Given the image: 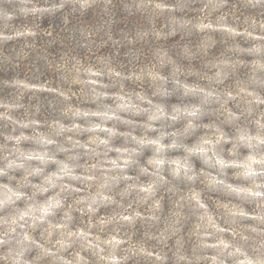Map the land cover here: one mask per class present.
<instances>
[{"label":"rangeland","instance_id":"rangeland-1","mask_svg":"<svg viewBox=\"0 0 264 264\" xmlns=\"http://www.w3.org/2000/svg\"><path fill=\"white\" fill-rule=\"evenodd\" d=\"M239 5H244V14L231 15L225 7L224 0H215L216 7L204 9L207 0H152L153 3L169 5L172 10L167 8L160 10L154 9L149 4V0H143L137 6V11L146 10L150 16L156 18L158 13L164 19L165 26L161 30L154 31L153 25L150 30L144 34H137L140 37H146L152 34L159 42L161 48L155 50V59L150 62L148 68L141 71L140 75L136 76L135 80L129 88L116 89L114 80L115 76L108 73L109 84L107 86H98L96 92L107 93V96L95 95L92 92L94 102L88 104L90 108L83 109L85 112L105 113L107 111L117 110L119 100L116 96L123 93L133 99V102L138 105V109H122L118 110L120 119H106L103 115H90L87 117L75 116L72 114L71 120L60 121L57 123L45 122V125L29 124L28 127H22L19 123H14L11 120L5 119L0 115V169H6V175H0V184H8L15 188L18 183H22L25 179L28 186L22 187L20 190L31 194L33 191L31 185L40 184L49 173L56 170L57 165L53 163H45L39 159H24V154H37L48 148L50 152H55L57 160H64L66 156H74V161L79 165H85L95 159L104 158L106 151L103 145H100L97 151L99 156L94 155L90 151H86L82 147L71 148L70 152L56 151L55 146H46L42 143L37 133L43 136H51L57 140L58 145L70 147L66 143L65 138L71 137L74 141H78L82 145L96 147L90 143L94 137H103L109 140V147L112 149H133L139 151L133 156L136 163L131 164L124 169L123 175L133 177L132 180L113 181L110 184V194L115 197V200L124 207L131 205V210L141 213V216L136 217L133 221L118 222L112 220L107 225H101L98 221L101 218H110L123 211V208L117 207L116 203L100 204L94 214L87 211H81L82 204L74 203V200L80 196L86 195L85 192L79 193H64V206L55 210V215L49 216L48 220L53 224L67 223L68 230L75 231L83 229L90 232L93 236H99L100 240H104L109 233L117 230L119 238L126 240L127 244L118 246L114 253L116 257L121 258L119 264H151L144 256L140 255L136 249L139 246L150 247L154 250H162L166 259L164 264H210L209 257L216 256L218 260H223L224 264H234V257H229L225 251L220 253L218 248L204 247L202 241L213 243L214 237H205L203 234L205 228L202 227L200 220L201 209L188 199H182L185 193L190 188H196L201 192V198L208 205L209 210L214 215L217 213L218 205H237L251 214L264 213V208L259 207L260 201L247 196L244 193L237 195L229 192L221 185L206 184L204 177H199L194 183H190L181 177H174L169 166L165 165L160 175L165 178L164 183H157L155 199L160 201V209L158 211L150 207L151 201L141 203L138 199V192L131 190L125 195H118L123 192L126 185L129 184H145L157 177L141 172V167L147 168L149 173L156 169L147 163L155 154V145L136 144L131 136L154 138L162 133H180L173 137L172 135L165 136L163 143L169 144L173 139L178 143L192 146L197 144L202 135L207 134L210 129L197 127L195 130H189L184 133L185 118L182 116L176 121L168 119H156L151 117L157 115L155 106L162 107L164 111L172 113L179 109H189L199 105L202 109V114L199 119L194 120L195 124L209 125L214 124L219 127L223 134L228 138L226 142H221L216 146V151L222 156L226 162L244 161L252 155H260L264 153V145H256L249 143L246 139L248 135L257 134L259 129L255 124L257 112L264 110V105H260L251 115L245 108L242 99H230L227 104L222 107L220 102L206 99L199 92L189 91L184 87H207L209 83L217 89V91H234L238 84L246 85L256 93L264 96V70L257 69L253 62H264V48L260 50H252L253 46L264 41H257L250 36L243 34L245 29L253 22L264 21V0H231ZM99 0H83L79 1L82 8H86L89 4H98ZM52 5L50 1L45 0H0V45H6L9 40L19 39L27 41L29 44L34 43L37 25L35 19L37 14L44 11H36L35 9L47 10ZM109 8L110 4L105 2ZM81 8V9H82ZM131 11L133 9L128 7ZM204 9V12H201ZM210 13V14H209ZM202 15H208V20L213 25L218 24L219 18L224 17V23L234 26L239 35H231L221 28L213 27L206 29H198L195 25L199 22ZM34 20V23H29V19ZM29 21V22H28ZM33 22V21H32ZM207 22V21H206ZM176 30L181 33L176 34ZM167 32V33H166ZM257 34H260V29L257 27ZM105 39V37H104ZM162 41V45L161 44ZM168 41H170L168 43ZM167 44V45H166ZM4 53L11 51L6 47H0ZM31 49V47H30ZM32 49H34L32 47ZM16 55L4 57L5 63L10 65L7 73L8 83L4 91L8 93L0 94V114H7L16 121H32L35 120L34 113L31 114L22 108H16L8 104L13 96H19V91H24L28 95L34 93V87L21 88L18 82H23L28 85H34V52L30 55L27 53L20 54L16 51ZM224 60L231 61L230 66H225ZM17 62V63H16ZM107 68H110L106 61ZM15 68L13 70L12 68ZM217 71L221 72V83H216L214 78ZM131 79V78H130ZM21 93V92H19ZM31 93V94H30ZM21 95V94H20ZM139 97L145 98L144 100ZM225 97H221L223 101ZM146 101H151L147 103ZM33 104V102H32ZM34 105L31 106L33 108ZM225 107L234 113L238 118L233 119L226 115ZM85 118V120H81ZM74 122H81L82 127L73 131L61 130L60 125L65 128L70 127ZM94 124H103L106 128L114 130L113 133L103 131H89L88 129ZM148 124H153L157 131H153L147 127ZM131 134V135H129ZM23 135L27 137L17 141V137ZM120 155L119 152L112 150L107 151V158L116 159ZM168 159L184 157L187 154L183 149H172L163 153ZM189 162L197 171L203 170L206 173H212L219 176L223 172L225 181L232 185L248 186L253 181L260 183L264 182V176L257 175L255 177L239 175L242 169L234 166L224 167L222 170L218 167L210 166L209 162L202 154H194L188 156ZM23 165L18 166V165ZM255 167H259L258 165ZM43 169L39 174L34 173V169ZM80 171V169H77ZM77 187L83 188L82 184L76 183ZM45 193L43 196L37 194L36 200L42 201L47 199L52 192ZM89 191H95L93 187ZM2 198V197H0ZM32 203V201H28ZM26 207L24 200H18L15 204H7L0 206V231H4L7 227L5 221L15 215L17 209ZM96 207V205H94ZM65 212L70 216V220L65 219ZM152 216L158 217L151 219ZM225 220L228 223H225ZM222 227H233L238 231H242L249 239L242 242L244 247L250 254L259 256L261 253L254 251L260 243L264 241V223L258 220L247 219L244 217H225L220 215L217 220ZM91 225V227H89ZM46 225L38 224L32 235L39 239L40 233ZM256 228L257 232H252L250 228ZM209 231H211L209 229ZM163 233L165 239L160 240L158 237ZM224 238L231 240L232 237L228 233L223 234ZM58 233L53 232L52 240L57 239ZM239 241V237H237ZM82 241L78 238H73L72 246L67 248L63 253L66 258H70L76 250H80V254L84 256L88 264H107L106 261L100 260L95 249L81 250ZM104 252L99 255H109L110 249L108 246L101 244ZM12 248L14 251L16 245L14 242L10 244L0 245V253ZM128 249V250H124ZM184 257L185 259H181ZM23 259L32 261L33 264H52V257L42 255L38 249L31 248L24 252Z\"/></svg>","mask_w":264,"mask_h":264},{"label":"clouds","instance_id":"clouds-1","mask_svg":"<svg viewBox=\"0 0 264 264\" xmlns=\"http://www.w3.org/2000/svg\"><path fill=\"white\" fill-rule=\"evenodd\" d=\"M146 6H151L154 9L160 10L165 8H167L169 11L172 10L171 6L153 3L152 0H149V4ZM210 6L212 8L216 7L215 0H207V3L204 5V9H209ZM57 7H62V5H58ZM204 9H201L202 13L204 12ZM35 10L46 11L47 9L38 8ZM219 21L220 22L218 24L213 25L212 22L208 20V15H202L199 18V22L195 26L201 30L217 27L223 29L225 32L231 35L241 34L234 26L224 23V17H220ZM257 27L260 29V34H257L256 32ZM249 28L251 31L245 29L243 34H246L257 41H264V21H253L249 25ZM261 48H264V43H258L253 46V49H249L248 51H258ZM222 63L225 66H230L232 62L229 60H224ZM253 64L257 69L264 70V62L254 61ZM65 71H67L69 74L72 71L85 72L87 74V80L85 83L93 86L90 90L95 95L100 96H107L108 94L96 92L95 86L100 85V81L94 78L104 75L106 71L111 72V74L115 77L120 76V73L118 72H112L111 70L103 69L98 70L91 67L81 68L73 66V68L66 69ZM220 76L221 72L217 71L215 77L210 78V80L215 79L217 84L221 83L222 81L220 80ZM67 78L68 77H65V79ZM18 83L21 88L37 87L36 85H28L23 82ZM184 87L188 88L189 91L201 93L206 99L220 102L222 107H224L230 99H242L246 106L245 110L249 115H251L260 105H264V96H261L248 86L242 84H238L234 91H217V89L213 87L211 83H209L207 87H189L187 85H184ZM47 90L56 91L64 102V111L66 113L70 112L75 116L87 117L90 115H103L106 119H120L118 110L138 109V105L133 102V99L130 96L123 93V90H121V94L116 96V99L120 102L117 110L107 111L103 114L96 112H85L79 109L77 106L72 105L70 101L74 94L70 91H60L54 89ZM222 96L225 97L223 101H221ZM139 99L144 100L145 98L139 97ZM146 102L151 103V101ZM153 107L155 108L156 113H158L157 115L151 117L153 120L168 119L174 122L183 116L185 118V126L183 130L184 133H187L190 129L195 130L197 127H204L206 129H210L211 131L205 135H202L199 142L192 146L180 144L175 139H173L169 144L163 143L165 136L172 135L175 137L180 134L176 132L170 134L161 132L157 137L147 139L143 137L131 136L132 140L136 144L155 145V154L147 161V163L152 165L156 171L149 173L148 169L144 167H141L140 170L142 173L157 177V179L145 184L134 183L126 185L123 192L118 193V195H125L131 190H136L138 192V199L141 203L151 201L150 207L158 211L160 209V201L155 199L156 185L157 183L166 182L165 178L160 175V171H162L164 166L167 165L169 166L174 177L182 176L190 183H194L199 177L203 176L205 179L202 182L206 184L221 185L229 192L236 193L237 195L244 193L247 196L258 199L260 201L259 207L264 208V182L257 183L253 181L252 184L248 186L232 185L225 181L222 171L219 176L212 173H206L203 170L197 171L188 160V156L190 155L202 154L205 156L206 161L209 162L210 166L218 167L221 170L224 167L234 166L242 169V172L239 173V175H243L245 177H255L257 175L264 176V153H261L258 156H249L244 161L226 162L216 151V146L221 142H226L228 139L219 129V127L214 124L199 125L194 123V120L199 119L200 115L202 114V109L199 105L193 106L189 109H179L172 113L164 111V109L159 106L154 105ZM224 110L227 116L233 119L238 118L226 107ZM0 115H3L5 119L11 120L14 123H19L22 127H28L29 124H39V122L35 120H26L20 122L14 120V118L10 115ZM255 124L259 129L258 133L248 135L246 137H240V139H246L250 144L255 143L256 145H264V110L257 112ZM81 127L82 126L80 124L75 122L68 128L60 125L61 130L64 131H73L74 129H79ZM147 127L153 131H157L153 124H148ZM88 130L94 132L103 131L110 134L114 131L112 129L106 128L103 124H94ZM37 135L40 137L44 145L55 146L56 151L60 152H70L71 148L82 147L86 151H90L94 155L99 156L100 153L97 151V149L100 145H103L106 151L104 152V158L95 159L92 162L86 163L85 165L70 163L69 161H74L76 159L74 156H66L64 160H57L55 152H50L47 147H45V150L41 153L24 154V159H39L45 163H53L57 165V168L55 171L49 173V175L46 176L40 184L31 185L33 189L31 194H27L20 190L22 187L28 186L26 179L24 182L18 183L15 188L8 184H0V197H2L0 198V206L15 204L16 201L21 199L24 200L26 204L25 208L17 209L15 215L11 216L5 221L7 227L4 229V231H0V245L14 242L17 249L14 251L12 248H9L0 253V264H33L32 261L23 259L24 252L30 250L31 248L38 249L42 255L52 257V264H88L87 259L80 254V250H76L70 254V258L60 255V253H63L67 248L72 246L73 238H78L82 241L80 245L81 250L87 251L95 249L100 260L106 261L107 264H119V260L121 258L116 257L112 253H114L118 246L127 244V241L119 238V233L117 230L114 229L112 233H109L107 237L101 241L99 236H93L90 232H86L83 229H76L75 231L68 230L67 223L53 224L48 220V217L55 215V210L64 206V193H79L81 191L85 192L86 195L80 196L74 200V203L83 205V207L80 209L81 211H87L88 213L94 214L100 204L112 203H116L117 207L123 208L122 212L113 217L107 219L101 218L98 221V223L101 225H107L111 223L112 220L130 223L136 217L141 216V213L138 211H130L131 205L124 207L115 200L113 195L110 194L111 182L118 181L120 179H134L133 177L123 175L122 173L124 172V169L129 167L131 164L136 163V161L133 159V156L139 151V149H112L109 147V140L99 136L94 137L93 140L90 141V143L95 144L96 147L90 148L88 145H82L78 141H74L71 137L65 138L66 143H68L70 147H64L63 145H58L57 140L51 136H43L39 133H37ZM22 138L26 139L27 137L21 135L16 139L18 141ZM172 149H183L187 155L182 158L177 157L174 159H168L163 155L165 151ZM112 150L120 153L116 159L107 158V151ZM257 165L259 167H255ZM18 166L22 167L23 165L21 164ZM77 169H80V171H77ZM33 171L35 174H39L43 171V169H34ZM6 174V169H0V175ZM77 182L82 184L84 187H77ZM93 187L95 188V191H89ZM52 189H56V191L52 192V194L49 195L47 199L39 202L36 200L37 194L43 196L45 193H49ZM201 195L202 194L200 190L193 187L185 193V196L182 197V199L191 200L196 207L202 210L200 220L202 221L201 226L205 228L203 235L205 237H214L213 243L209 244L202 241V246L218 248L221 254L226 251L229 257L235 258L234 264H264V241H262L258 248L254 250L260 252L261 254L259 256L252 255L242 243L249 239L248 236L244 235L242 231H238L231 226L222 227L219 223H217L220 215L225 217L240 216L247 219L258 220L261 223H264V213L254 215L246 212L243 208L237 205L225 204L218 205V214L214 215L213 212L209 210V207L205 201L201 198ZM28 201H32V203H28ZM94 205H96V207H94ZM157 218L158 217L156 216L151 217V219ZM65 219L70 220V216H68L67 212H65ZM225 223H228V221L225 220ZM38 224L46 225V227L41 230L39 239L32 235V230H34ZM89 227H91V225H89ZM209 229L211 231H209ZM249 230L252 232L258 231L254 227L250 228ZM54 231L58 233V237L57 239L52 240ZM259 231L264 232V229H260ZM224 233H228L232 239H225L223 236ZM237 237H239V241L237 240ZM158 239H165L163 233L160 234ZM101 244L109 247L111 250L109 255H99L100 253L104 252V248L101 247ZM136 251L148 259L151 264H164L166 259L162 250H154L150 247L139 246ZM181 259L185 258L181 257ZM208 259L210 260V264H224V261L218 260L216 256L209 257Z\"/></svg>","mask_w":264,"mask_h":264},{"label":"trees","instance_id":"trees-1","mask_svg":"<svg viewBox=\"0 0 264 264\" xmlns=\"http://www.w3.org/2000/svg\"><path fill=\"white\" fill-rule=\"evenodd\" d=\"M45 1H50L52 5L45 6L50 8L35 15L37 28L34 30V43L12 39L8 44L0 45L1 48L5 46L11 51L4 53L0 50V94L8 93L4 90L9 81L6 78L7 73L11 68L5 63L4 57L16 55V51H20L23 56L25 53L30 55L34 52V80L37 81L34 85L37 87H34V93H30L31 95L19 91V96H13L8 104L34 113L40 125L72 118V113L64 111V102L57 92L47 89L70 91L74 94L70 103L81 110L90 108L88 104L94 102L90 90L93 86L85 83L87 74L83 71H72L69 74L66 69L77 66L118 72L120 76L114 80L117 86L115 88H129L136 76L154 61L155 50L168 47L158 46L160 41L158 42L152 34L146 37L137 35L140 32L145 34L153 24L154 31L165 26L161 14L158 13V16L153 18L145 9L137 11V6L143 0H99L98 4L91 3L86 8H82L78 3L83 0ZM224 1L231 15H241L247 11L242 4L231 0ZM105 2L112 7L109 8ZM58 5L62 7H57ZM31 19L33 18L28 21L30 24L34 23ZM180 33L176 30L175 35ZM106 61L110 68L105 66ZM12 69L15 70L14 67ZM108 73L106 71L104 75L94 78L100 81V85L95 86L96 89L98 86L109 84Z\"/></svg>","mask_w":264,"mask_h":264}]
</instances>
